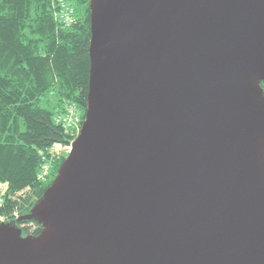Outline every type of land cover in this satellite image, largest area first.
Masks as SVG:
<instances>
[{"label": "water", "instance_id": "obj_1", "mask_svg": "<svg viewBox=\"0 0 264 264\" xmlns=\"http://www.w3.org/2000/svg\"><path fill=\"white\" fill-rule=\"evenodd\" d=\"M89 10L81 129L0 264H264V0Z\"/></svg>", "mask_w": 264, "mask_h": 264}, {"label": "trees", "instance_id": "obj_2", "mask_svg": "<svg viewBox=\"0 0 264 264\" xmlns=\"http://www.w3.org/2000/svg\"><path fill=\"white\" fill-rule=\"evenodd\" d=\"M66 1L75 8L67 27L58 17V0H0V181L8 193L0 208L4 221L28 213L55 177L64 157L53 164L48 180H41L39 172L46 148L69 141L55 121L64 103L76 102L84 119L90 0ZM18 225L24 235L41 230L33 220Z\"/></svg>", "mask_w": 264, "mask_h": 264}, {"label": "built area", "instance_id": "obj_3", "mask_svg": "<svg viewBox=\"0 0 264 264\" xmlns=\"http://www.w3.org/2000/svg\"><path fill=\"white\" fill-rule=\"evenodd\" d=\"M59 1V19L61 20L63 26L67 27L73 21L74 9L73 7L63 2ZM67 111H69L70 119L69 121H64L61 118H55L57 123L62 124V127L65 129V132L69 137V141L67 142H55L51 146L47 147L45 150V155L43 156V162L39 172V178L41 180H48L51 176L52 164L58 161L62 157H66L71 150V143L78 135L81 125L83 122L82 114L76 116V108L72 105L67 107ZM73 116V117H72ZM48 157V158H46ZM5 189V184L0 182V206L3 205V191ZM16 218L18 216H15ZM4 221V217L0 216V222Z\"/></svg>", "mask_w": 264, "mask_h": 264}, {"label": "rangeland", "instance_id": "obj_4", "mask_svg": "<svg viewBox=\"0 0 264 264\" xmlns=\"http://www.w3.org/2000/svg\"><path fill=\"white\" fill-rule=\"evenodd\" d=\"M63 2H66V3H68V4H70L72 7H73V9H74V13H75V8H74V6H73V4L72 3H70V2H68V1H66V0H62ZM74 15H73V21H74ZM71 24V23H70ZM51 101H52V103H54L55 102V98L52 96L51 97ZM69 105H72V106H74L77 110H76V112H75V114H76V116H79L80 114H82V109L79 107V105L76 103V102H74V101H66L65 103H64V105H63V108H62V110H61V112L60 113H58L56 116H55V118H61L62 120H64V121H69V119H70V114H69V111H67L68 109H67V107L69 106ZM73 117V116H72ZM70 136H68V138H69ZM67 142V141H66ZM52 169H53V164H52ZM51 172H52V170H51ZM0 182H2V181H0ZM3 184H5V189H4V191H3V199L5 200V198L7 197V185H6V183L5 182H2ZM3 204H4V201H3ZM3 205H1L0 206V208L2 207ZM1 216V215H0ZM4 217V216H3ZM4 219H5V217H4Z\"/></svg>", "mask_w": 264, "mask_h": 264}]
</instances>
